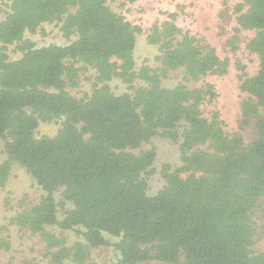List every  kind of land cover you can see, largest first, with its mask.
<instances>
[{
    "label": "trees",
    "instance_id": "1",
    "mask_svg": "<svg viewBox=\"0 0 264 264\" xmlns=\"http://www.w3.org/2000/svg\"><path fill=\"white\" fill-rule=\"evenodd\" d=\"M0 5V188L18 163L42 191L10 222L38 234L49 264H85L91 249L105 246L116 251L112 264H264L251 217L264 205V0L235 4L237 27L227 40L235 50L239 33L250 32L245 47L258 58L254 74L237 67L241 123L252 119L256 129L248 143L225 131L218 111L203 113L215 88L195 84L226 74L228 59L179 26L176 10L148 29L146 40L159 52L151 67L135 59L144 29L107 0ZM45 23H56L69 42L37 45L29 35ZM84 67L95 75L90 93L77 98L68 88L78 86ZM178 71L182 79L166 85ZM115 78L126 91L112 89ZM43 123L57 124L56 132L38 135ZM157 135L177 144L180 162L161 165L164 184L148 195L157 152L142 146ZM68 230L80 240L69 244ZM0 247L10 250L8 236Z\"/></svg>",
    "mask_w": 264,
    "mask_h": 264
},
{
    "label": "rangeland",
    "instance_id": "2",
    "mask_svg": "<svg viewBox=\"0 0 264 264\" xmlns=\"http://www.w3.org/2000/svg\"><path fill=\"white\" fill-rule=\"evenodd\" d=\"M240 0H107L108 5L116 12L124 14L135 24H140L144 29L142 34H137L135 59L137 65L146 61L151 67H157L159 62L156 57L159 55L158 46L151 45L146 40L150 25L154 22H162L166 16L165 11H177V24L188 28L198 36L204 37L206 42L216 49L221 59H228V70L224 75L210 74L195 85L204 81L214 85L216 97L202 105L203 113L208 116L212 111L219 112L224 122V129L227 133L241 134L244 143H248L256 134L254 120L247 124L241 123L240 102L244 95L240 92L238 85V65H244L247 74H254L258 68V58L245 47L246 40L251 33L242 31L239 33L240 40L237 48L233 50L227 45V40L235 33L237 27L233 9ZM1 6V5H0ZM37 45L49 43L66 44L69 39L65 38L56 23H45L37 33L29 35ZM8 53L15 59L20 56L13 46L8 47ZM82 64H77L81 66ZM94 70L89 67L81 68L79 72V84L77 87H69L68 90L77 98L85 93H90L94 78ZM182 79L180 71L174 72L169 79L165 80L166 85H171ZM190 87L193 83L186 82ZM116 93L127 90L126 84L115 78L110 82ZM194 85V86H195ZM58 125L55 123L40 124L38 135H53ZM151 146L156 148L157 156L153 168L155 171L147 178V194H155L164 184L159 170L163 163L172 165L180 162V152L177 144L167 138L157 135L144 143L142 148ZM6 158L0 141V161ZM42 195V191L35 184L25 168L13 163L10 175L5 185L0 188V227L5 226L6 230H0V237L8 236L11 244L9 251L0 247V264H19L22 258H35L42 264H49L45 256V250L38 234L28 230H19L18 226L11 223V218L19 211L28 209ZM251 217L256 229L254 249L264 250V205L255 206ZM53 232L58 233L56 227H49ZM69 244L80 237L72 230L64 232ZM112 241L115 239L108 236ZM116 251L112 246L98 247L91 249L90 257L85 264H112Z\"/></svg>",
    "mask_w": 264,
    "mask_h": 264
}]
</instances>
